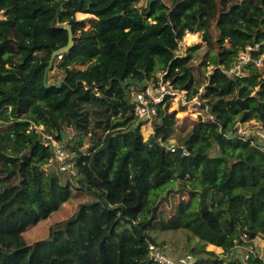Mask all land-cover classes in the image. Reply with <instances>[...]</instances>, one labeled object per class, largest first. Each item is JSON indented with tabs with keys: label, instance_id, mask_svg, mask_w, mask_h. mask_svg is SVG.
<instances>
[{
	"label": "trees",
	"instance_id": "trees-1",
	"mask_svg": "<svg viewBox=\"0 0 264 264\" xmlns=\"http://www.w3.org/2000/svg\"><path fill=\"white\" fill-rule=\"evenodd\" d=\"M78 12L92 15L90 28ZM1 13L0 264H151L149 244L161 245L149 228L178 192L192 202L171 225L198 238L194 264H264L260 253L237 254L244 233L264 235V137L239 132L251 120L264 125V0H0ZM65 23L74 46L55 58L63 76L46 86L52 53L68 43ZM197 32L218 47L203 90L189 65L201 42L179 53ZM249 46L250 62L233 72ZM159 72L197 95L209 117L180 129L166 101L144 139L132 90ZM178 128L187 156L163 144ZM53 140L73 154L63 171ZM73 178L84 200L36 238L77 195Z\"/></svg>",
	"mask_w": 264,
	"mask_h": 264
},
{
	"label": "rangeland",
	"instance_id": "rangeland-1",
	"mask_svg": "<svg viewBox=\"0 0 264 264\" xmlns=\"http://www.w3.org/2000/svg\"><path fill=\"white\" fill-rule=\"evenodd\" d=\"M145 1V0H144ZM168 1V0H165ZM144 2H141L140 4H143ZM3 14H0V17H2ZM78 19H86V28H90L92 25L91 23L88 21V19L92 16L91 14H87V13H81L78 12L76 14ZM198 42H201V47L198 48L193 55V58L191 59L189 65L192 68L194 74H195V78L196 81L201 85V90L204 89V83L206 81V77L207 75L211 72V70L213 69V65L209 62L210 59V55L212 54L213 50H217V45H208L204 40L203 37L201 35V33L197 32V33H192L190 34V36H188V38L186 39V36L184 37L183 41H182V47L179 50V53H185L187 50L188 46H191L193 44H196ZM213 47V48H212ZM209 66L207 68L206 65ZM258 65L260 66V68L264 71V55L262 56V59L259 60ZM55 66V65H54ZM85 66H80V68H84ZM63 76V71L55 66L54 69L49 70L48 73V80L50 81H57L59 79H61ZM138 90V87H134V89L132 90V96H134V92ZM202 102V100H201ZM203 104V102H202ZM201 105L195 104V106L192 105H186L185 107H183V105H179L178 103H173L170 107V110H177V114H176V118H177V123L179 128L181 129V127H184L186 124H188V127H191V121H195L198 120V117L200 116L203 119H208L209 114L207 113V111L203 110L201 111L202 113H200L198 115V113H196L195 109H200ZM252 124L254 123V120L251 121ZM242 129L244 131H253L255 132L256 130H262L261 126L258 125H250L248 122L247 124H242ZM42 128V126H41ZM144 127L141 128V131L143 134H145V139L148 138L149 134L151 135L152 133H150L152 130L154 132V129L150 128L149 133H144ZM176 130V133H173L169 136V140L170 142H179V136L182 137V135H184V132L181 131L180 129ZM46 133V132H45ZM242 134V133H241ZM53 144L55 145V147H57L56 151L59 154V160L63 159V161H61V165L66 164V161L69 156V158H71L73 156V154H71L68 150V148H61V142L57 141V140H53ZM91 145V140L89 138V136H87L84 139V149L89 147ZM74 162L72 163H67V164H71L73 165ZM69 165H66L65 167H68ZM62 171L64 170V167L62 168ZM74 174H75V170L72 169L71 170ZM71 185L72 187H74V192L77 194L76 196L72 197L73 199L65 202L61 207L60 210H58L56 213H54L51 218L48 221H45L42 225H40L37 229H39L40 231L38 233H40V235H37L36 238H43L45 235H47V231L50 225L54 224V223H58V222H63V220H65L66 218H70L72 217L75 212L76 209L79 205L80 201H83L85 196H84V192L80 189H77V180L75 178L70 179ZM75 188L77 190H75ZM87 197V196H86ZM169 199L167 201H163L161 203L160 206V210H159V218L158 220L154 223V226L149 228V234L155 239V241L157 242V244L161 245L165 251L171 255H181V254H185L187 252H191V246L193 245V243L195 241L199 242L198 238L195 237L193 234H191L188 230L184 229V228H175L176 226H178V224H175L174 226H172V222L173 219L175 218H179L183 208L185 205L183 202H192L191 201V196L189 194L186 193H182V192H178V193H171L169 196ZM216 199V200H215ZM220 197L219 196H207V201L210 202H214L215 206H219L221 200L219 201ZM62 215L61 218L59 219H55V217L57 215ZM172 224V225H171ZM35 229V228H34ZM38 231V230H37ZM190 234V236H189ZM258 240V241H257ZM253 242V241H252ZM248 243V242H246ZM249 244H246L244 246H240V248L237 249V254L238 256L241 257V255L244 252H247L248 248H249ZM254 244H256V248H257V253H260L264 251V235L260 234L258 237L255 238L254 240ZM221 250H217V248H214L217 253H223L224 249L222 247H220ZM207 249L209 250H214L213 247L209 244L207 245Z\"/></svg>",
	"mask_w": 264,
	"mask_h": 264
},
{
	"label": "built area",
	"instance_id": "built-area-1",
	"mask_svg": "<svg viewBox=\"0 0 264 264\" xmlns=\"http://www.w3.org/2000/svg\"><path fill=\"white\" fill-rule=\"evenodd\" d=\"M250 49L251 47L249 46L247 47V50L245 52H240L239 62L235 69L232 70L233 72L235 71L237 74H242L243 66L249 63L251 59L249 53ZM57 58L62 59V54L58 55ZM165 74L166 72H159L157 74L156 80L134 92L133 100L135 102V113L139 118L145 120V123L142 125V127L150 126L151 129H154L153 120L157 115L158 105L163 104L166 101H170L171 105L173 103H178L179 105L183 106H195V104L202 105L201 99L197 95L193 98H190L188 90L179 89L172 82V80L165 78ZM203 110L207 111L208 106H205V108L201 107L200 109H195L198 115L202 113L201 111ZM251 121H248L250 125L261 126L262 130H256L255 132L264 137V125L262 123L256 122L255 120L252 124ZM242 124L244 123L240 124L239 132L242 133V136L244 138L248 139V134L252 133L253 131H244L241 126ZM245 124H247V122H245ZM150 133L153 134V130ZM143 136L145 139V134H143ZM163 144L171 152L181 151L183 156H187L190 154V150L185 144H181L178 142H163ZM60 160L63 161V159ZM66 165H69L68 167L72 166L71 164L66 163L64 165H61V167L67 169L68 167H65ZM242 239L248 243L250 242L249 248L247 252H245V259H247L251 255L257 253L256 244H254L255 239L250 238L248 233H244L242 235ZM260 255H264V251L261 252ZM149 258L151 260V264H194L197 259L196 256L191 252H187L181 255H171L167 253L164 248L153 243L149 244Z\"/></svg>",
	"mask_w": 264,
	"mask_h": 264
},
{
	"label": "water",
	"instance_id": "water-1",
	"mask_svg": "<svg viewBox=\"0 0 264 264\" xmlns=\"http://www.w3.org/2000/svg\"><path fill=\"white\" fill-rule=\"evenodd\" d=\"M63 27L68 30V43L59 48L58 50H55L52 55H51V58H50V61H49V65L47 66L46 70H45V74H44V84L46 86H50L51 83H48V73H49V70H51L55 64V58L62 54L63 52H66V51H69L73 46H74V33H73V30H72V27L68 24V23H65L63 25Z\"/></svg>",
	"mask_w": 264,
	"mask_h": 264
},
{
	"label": "crops",
	"instance_id": "crops-1",
	"mask_svg": "<svg viewBox=\"0 0 264 264\" xmlns=\"http://www.w3.org/2000/svg\"><path fill=\"white\" fill-rule=\"evenodd\" d=\"M176 135H177V133H176ZM181 139H182V137L179 136V140H181ZM169 141H170V140H169ZM257 241H258V240H257ZM210 245L213 247V249H214V248H217V250H219V247H220V246H216V245H213V244H210ZM214 251H216V250L214 249ZM216 252H217V251H216Z\"/></svg>",
	"mask_w": 264,
	"mask_h": 264
},
{
	"label": "bare ground",
	"instance_id": "bare-ground-1",
	"mask_svg": "<svg viewBox=\"0 0 264 264\" xmlns=\"http://www.w3.org/2000/svg\"><path fill=\"white\" fill-rule=\"evenodd\" d=\"M190 34H192V33H188V34L186 35V39L188 38V36H190Z\"/></svg>",
	"mask_w": 264,
	"mask_h": 264
}]
</instances>
